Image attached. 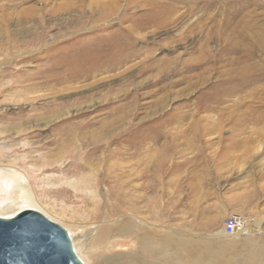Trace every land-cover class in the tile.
Segmentation results:
<instances>
[{"label": "rangeland", "instance_id": "1", "mask_svg": "<svg viewBox=\"0 0 264 264\" xmlns=\"http://www.w3.org/2000/svg\"><path fill=\"white\" fill-rule=\"evenodd\" d=\"M102 2L115 5L100 9ZM148 2L167 6L164 26L146 25ZM209 5L0 0V19L11 15L9 38L20 30L16 12L25 28L45 34L39 51L15 50L7 62L0 56V213L37 211L68 233L83 264H190L180 248L175 255V240L201 241L209 228L219 230L218 210L257 222L264 214V0ZM241 19L253 24L246 34L256 44L247 69L256 63L259 74L222 106L237 98L261 121L234 131L225 114L200 106L250 53L224 30ZM111 122L112 148L135 154L115 157L121 171L108 177L103 157L76 169L77 147ZM138 157L143 179L127 174Z\"/></svg>", "mask_w": 264, "mask_h": 264}, {"label": "bare ground", "instance_id": "2", "mask_svg": "<svg viewBox=\"0 0 264 264\" xmlns=\"http://www.w3.org/2000/svg\"><path fill=\"white\" fill-rule=\"evenodd\" d=\"M193 1H195V0H193ZM213 1L214 0H205V3H206V5L207 4L209 5ZM113 5H115V4L114 3H111V2H109V3L108 2H102V4L100 5L101 6L100 9L108 8V9L111 10ZM147 5L150 7V12H149V14H147L146 25L147 24H156L158 27L164 26L166 23L163 21L162 18L164 16V14L166 13V10H168L167 6L164 3L159 4V3H156V2H148ZM2 7L3 6H0V9ZM107 11H109V10H107ZM23 16H24L23 13H20V12H16L15 13V17L16 18H14L15 19L14 20L15 21L14 24L17 25V26H19V28H20V30H16V32L14 31V34L12 35L13 37H16V39L13 38V37L12 38H9L7 36V33H6V26L11 21V15L9 17H3V18L0 19V38H1V40H3V44H0V56L3 57V62H5V61L7 62L8 55H10L15 50H19L21 48L23 49V48L30 47V48H33L34 49L33 51H39V50H41V49H43L45 47V34H38L35 31L28 30L27 28H25L22 25V23H23ZM35 22H36V20H35ZM236 23H235L236 25L227 26L224 29L225 30V33H227V34L229 33L230 36L231 35L232 36H235L236 35L237 39L243 41L242 43H244L246 41L245 42V46H246L247 51L250 50L249 51L250 53H249V55H247V57L244 56L245 59H241V60L240 59H237L238 61H236L235 67H233L232 69L230 68L231 70L230 71L228 70L229 73L228 74L226 73L227 74L226 75V78H224L223 80H220V81L217 80L218 82L216 84H214V86L212 88L211 94L205 99V101H203V103L206 102V104L204 106H200L204 111L205 110L206 111H219V113H222V115L225 114L226 117H225V119H223V120H225L224 122H227L228 121L227 123L229 124V127H230L228 129H232L234 131L236 129L237 130L238 129L241 130V128L243 126H247V125H258V123H260L259 121H261V120H259V119H261L259 117L260 114L259 115H255V113L252 112L253 109L248 108V106H247V108H245L244 110H242L241 109L242 107L240 106V103L237 101V98H236V100H233L232 106H228L229 108L226 107L225 105L222 106L224 103H226V101L229 100V98H233L236 95H238L242 91V89L244 87H246L248 83H250L249 81L250 80L251 81H254V79H255L254 77H256L259 74V72L257 74V68H256V65H255L256 63L255 64L254 63H250L248 69H247V65L248 64L246 65V63H248L249 60L253 59V54H252L253 51L252 50L254 49V46L256 45L254 42H252V44L250 43L251 40H250L249 36L246 34L247 33L246 32L247 29H249L250 32L253 30V28H252L253 27V24L252 23H248V21H245L244 19H241L239 21L237 20ZM1 26H2V28H1ZM246 36H248V38ZM55 41H56V37L54 36L52 38V43L54 44ZM8 50H9V52H6ZM50 58L51 57L47 58L46 60H48ZM233 61L235 62V60H233ZM107 62L110 63L109 60H107ZM92 64H95V63H92ZM161 65L163 67V64H161ZM151 66H152V64H151ZM146 71H147V69L145 70V72ZM80 74H81V72H80ZM80 74H79V76H80ZM79 76L76 75L75 78H77ZM82 76H84V74ZM64 79H66V78H64ZM252 84H253V82H252ZM248 94H250V93H248ZM254 96H255V94H254ZM252 98H254V97H252ZM217 117H218V115H217ZM221 125H222V123H220V127H221ZM211 127H213V126H211ZM244 128H246V127H244ZM101 130L102 131H100L98 133H96V132L90 133L87 136V138L84 139V142H82V144L80 145V147H77V150L75 151V156L80 155L81 163H79V164L76 165V169L84 170V169H86L88 167V164H87V161L88 160H90V159H102V157H103V160L104 161L110 162V164L107 165V168L108 169L106 171V175L108 177L109 174H112L113 175L114 172H118V171L120 172L121 171V168L122 167L120 168L119 165L115 163V161H114V159H116L115 157H122L123 158L124 155H126L127 158H131V156H133L135 153L132 154L131 152H129V149L125 150L124 152H117L114 148H112V146L116 142V136H115L116 134H115V129L113 127L112 122H111V124L109 126H106V127L102 128ZM257 132H259L258 129H257ZM259 134H260V136L262 135L261 133H259ZM247 139H248V136H247ZM238 143H239V141L236 138V140H234V142H232V145L233 146L232 145L231 146L228 145V147H236L237 146L236 144H238ZM137 155L140 156L139 153ZM136 161H137V163L135 164V168H133L131 166V163H128L129 166L131 167V169L129 168V171L127 173L128 174V177H132V175H133L134 177H139V178H142L143 179V177L146 175V164H144L145 159H144V157L143 158L138 157V159ZM129 183H130V181L128 180V183H126V185H128L129 189L134 190L135 187L132 186V185H130ZM146 186L147 185L144 186V185H141L140 184V185L137 186V189L138 190H140V189L141 190H143V189L145 190L147 188ZM132 199H134V200L136 199V196H134V194H132ZM137 199H140V197H137ZM20 212H22V211H20ZM16 214H13V215L9 216V215H5V213L4 214L0 213V218H6L7 219V218H10V217H12V216H14Z\"/></svg>", "mask_w": 264, "mask_h": 264}, {"label": "water", "instance_id": "3", "mask_svg": "<svg viewBox=\"0 0 264 264\" xmlns=\"http://www.w3.org/2000/svg\"><path fill=\"white\" fill-rule=\"evenodd\" d=\"M0 264H83L68 233L34 210L0 218Z\"/></svg>", "mask_w": 264, "mask_h": 264}, {"label": "crops", "instance_id": "4", "mask_svg": "<svg viewBox=\"0 0 264 264\" xmlns=\"http://www.w3.org/2000/svg\"><path fill=\"white\" fill-rule=\"evenodd\" d=\"M245 198H249L245 196ZM211 207H208L210 210ZM215 219L231 215L229 208H222L216 212ZM258 214V212H257ZM256 215V214H255ZM257 216V222H252L247 226L249 235L245 237L227 238L216 227L209 228L203 240H175V255L179 256L178 248L181 249L183 262L193 264L194 258L198 257L196 263L206 264H264V219ZM223 222V221H222ZM222 224V223H221ZM199 257L201 258L199 260ZM200 261V262H199Z\"/></svg>", "mask_w": 264, "mask_h": 264}, {"label": "built area", "instance_id": "5", "mask_svg": "<svg viewBox=\"0 0 264 264\" xmlns=\"http://www.w3.org/2000/svg\"><path fill=\"white\" fill-rule=\"evenodd\" d=\"M252 220L237 214L227 216L221 224V232L225 237L236 238L249 235L247 226Z\"/></svg>", "mask_w": 264, "mask_h": 264}]
</instances>
